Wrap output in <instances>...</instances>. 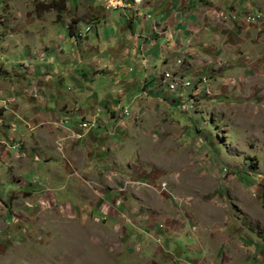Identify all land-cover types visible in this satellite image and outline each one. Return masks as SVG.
Wrapping results in <instances>:
<instances>
[{
	"label": "crops",
	"instance_id": "0c3cea01",
	"mask_svg": "<svg viewBox=\"0 0 264 264\" xmlns=\"http://www.w3.org/2000/svg\"><path fill=\"white\" fill-rule=\"evenodd\" d=\"M0 2L5 3L7 13L12 11L11 15L20 21V26L11 28L15 36L11 40L13 47L26 51L22 54L23 60L36 67L34 74L26 71L17 74L24 79L23 88L36 87L41 98L36 107L24 103L19 109L20 119L14 120L20 122V137L13 124L3 127L2 132L7 134L10 143L19 140L20 146L5 148L9 153L3 151L0 164L11 166L20 158L23 164V169L18 170L20 174H30V161L42 159L44 155L52 156L55 163L79 161L81 168L92 163L95 156L97 160L122 156L125 134L132 126L129 119L141 122L135 131L136 144L130 138L127 144L147 145L142 130L164 129V124L162 127L160 124L168 115L173 118V114L190 110V97L197 103L207 102L198 105L200 109L214 106L215 110L224 106L228 113L230 107L249 97L244 107L253 118L264 107L262 0H128L127 5L119 8H107V0ZM29 2L32 9L27 10ZM221 11H234V17L223 19L218 14ZM27 12L32 20H25ZM247 14H260L261 18L242 24ZM86 26L90 27L87 32ZM178 69L191 75L176 72ZM172 75H184L192 80L208 76V83L194 81V86L185 92L186 99L176 100L161 81ZM9 112L14 113L8 108L1 117L9 118ZM209 112L213 114V109ZM31 115L35 119L31 120ZM215 118H210L211 122ZM85 119L96 122L85 130L80 127V121ZM179 122L178 126L182 124ZM183 125L187 129L194 127L187 121ZM2 132L0 139H3ZM58 146L63 147V152L58 151ZM90 152L92 159L88 158ZM57 165L53 169L60 172L62 166ZM43 166L38 163L33 172L43 174ZM89 167L87 172L93 165ZM10 169L16 171L14 165ZM63 173L64 167L61 178ZM10 181L7 180V187H0V194L9 191L16 197L12 196V201L20 199L16 201L20 207L17 210L22 213L21 196L28 194V182ZM115 189H108V196L101 193L100 210L112 202L109 194L115 193ZM56 192L62 194L60 188ZM154 197L157 201L155 193ZM207 209L202 206L195 210L188 204L183 207L184 215L178 218L165 206L155 208L154 215L146 217L145 225L138 227L148 235V239L141 237V242L148 243L144 252H149V263L264 264V219L257 228L248 217L239 224L229 220L226 212L225 216L218 213L221 215L218 218L199 212ZM7 218H12L10 212ZM159 221H166V230L151 234L150 229H157L153 224ZM156 236L160 237L159 241Z\"/></svg>",
	"mask_w": 264,
	"mask_h": 264
},
{
	"label": "rangeland",
	"instance_id": "374dc122",
	"mask_svg": "<svg viewBox=\"0 0 264 264\" xmlns=\"http://www.w3.org/2000/svg\"><path fill=\"white\" fill-rule=\"evenodd\" d=\"M4 5L0 2V23L3 24L0 26V132L9 123L20 137V122L14 120L20 119L19 109L24 103L36 107L41 98L36 87L23 88L24 79L17 74L24 71L34 74L36 67L23 60L22 54L26 51L13 47L11 40L15 36L11 28L20 26V21L11 15L12 11L7 13ZM27 5V10L32 9L30 2ZM24 17L25 20L33 19L29 12ZM261 45L264 50V43ZM187 78L191 82L187 88L190 90L194 81ZM199 81L207 84L208 76ZM187 89L179 88L180 92L173 91L171 95L176 100L186 99ZM193 99L190 97V110L173 114V118L168 115L161 122L160 127L164 124V129L142 130L147 145H134L135 131L141 121L129 119L132 126L125 134L122 156L97 160L90 152L88 158L94 160L89 163L93 165L89 172V165L81 168L79 161L58 160L55 163L52 156L46 155L30 161L32 171L28 175L18 172L23 169L20 158L12 164L16 171L10 169L12 165L0 164L1 188L7 187V180L19 179L28 182L29 191L25 197L20 195L24 206L22 213L17 210L20 199L12 201V196L16 197L9 191L0 194V264H150L149 252H144L148 243L141 242V237L148 239V235L138 227L145 225L146 217L154 215L155 208L164 206L178 218L184 215L183 207L188 204L195 210L204 206L208 209L199 212L206 217L218 218L226 212L229 220L243 224L248 217L254 227L260 228L264 219V107L255 113V121V117L249 116V109L244 107L249 97L230 107L229 113L224 106L215 110L211 106L209 109H213V114L198 106L207 102L197 103ZM8 108L14 113L9 112V118L4 115L2 118V112ZM176 109L180 110L179 107ZM182 113L186 115L182 116ZM34 117L31 115L30 119ZM212 117H216L213 122ZM179 121L182 122L180 126ZM186 121L192 122L194 127L187 129L183 125ZM84 122L92 125L84 127ZM94 122L95 119H85L80 121V127L89 129ZM1 138L0 157H4L3 151L9 153L5 148L20 146L19 140L10 143L3 132ZM129 138L133 147L127 144ZM179 141L187 145H181ZM58 151L63 152V147L58 146ZM76 158L81 159L80 155ZM38 163L44 165V173L40 175L33 172ZM53 165L62 166L61 171L64 167L63 178L61 171L53 169ZM69 184L75 186L70 188ZM112 187L120 189L109 194L112 202L100 210L101 193L108 196L106 192ZM58 188L62 194L55 193ZM153 193L158 196L157 201ZM9 212L12 218L6 220ZM165 222L153 224L157 229H150V233H157L159 229L165 231ZM159 238L156 236V241Z\"/></svg>",
	"mask_w": 264,
	"mask_h": 264
},
{
	"label": "built area",
	"instance_id": "2783aa9c",
	"mask_svg": "<svg viewBox=\"0 0 264 264\" xmlns=\"http://www.w3.org/2000/svg\"><path fill=\"white\" fill-rule=\"evenodd\" d=\"M128 4V0H107V8H119V7H123L125 5ZM219 16L222 17V18H227L228 16H232L234 17V11L232 12H218ZM260 17V14H247L244 16L243 20L247 23H251V22H254L257 20V18ZM178 66H179V63H178ZM176 72H182L183 74L185 75H191L190 72H186V71H183V70H176ZM199 79H193V81H197ZM163 83H169L170 84V87L172 88V90L174 92H180L178 89L176 88H173V83L172 82H167V78H164V80H161ZM124 110H129V109H124ZM95 123V122H94ZM90 125H92V123L90 122H84L82 123V126L84 127H89Z\"/></svg>",
	"mask_w": 264,
	"mask_h": 264
},
{
	"label": "bare ground",
	"instance_id": "6f19581e",
	"mask_svg": "<svg viewBox=\"0 0 264 264\" xmlns=\"http://www.w3.org/2000/svg\"><path fill=\"white\" fill-rule=\"evenodd\" d=\"M89 30H90V27L86 26L85 32H87ZM165 78H167V82H172L173 83V88H176V89H179V88L187 89V88H190V86H191V82L184 75H175V76L172 75V76H167ZM163 84H164V87H165L166 91H168V93H172L173 92V90L170 87L169 83H163Z\"/></svg>",
	"mask_w": 264,
	"mask_h": 264
},
{
	"label": "trees",
	"instance_id": "16d2710c",
	"mask_svg": "<svg viewBox=\"0 0 264 264\" xmlns=\"http://www.w3.org/2000/svg\"><path fill=\"white\" fill-rule=\"evenodd\" d=\"M51 6V5H50ZM46 8H49V6L48 7H46Z\"/></svg>",
	"mask_w": 264,
	"mask_h": 264
}]
</instances>
